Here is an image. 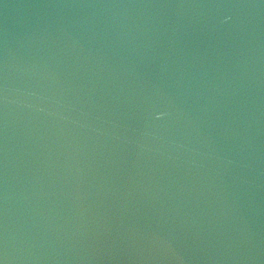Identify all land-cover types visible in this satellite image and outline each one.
Masks as SVG:
<instances>
[{"label": "water", "instance_id": "obj_1", "mask_svg": "<svg viewBox=\"0 0 264 264\" xmlns=\"http://www.w3.org/2000/svg\"><path fill=\"white\" fill-rule=\"evenodd\" d=\"M0 264H264V0H0Z\"/></svg>", "mask_w": 264, "mask_h": 264}]
</instances>
